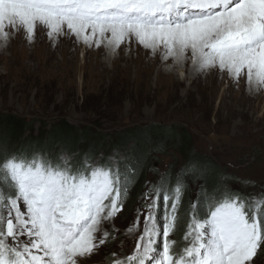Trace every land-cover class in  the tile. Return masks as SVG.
Here are the masks:
<instances>
[{
    "label": "snow or ice",
    "instance_id": "6c2138e0",
    "mask_svg": "<svg viewBox=\"0 0 264 264\" xmlns=\"http://www.w3.org/2000/svg\"><path fill=\"white\" fill-rule=\"evenodd\" d=\"M38 28L111 52L135 41L163 60L190 59L197 72L215 69L264 89V0H0V40L23 31L32 42ZM194 171L186 165L171 187L167 178L146 185L143 227L138 209L127 228L138 233L131 249L121 242L107 264H254L264 245V189L210 193L201 185L184 212L181 246L170 239ZM135 174L115 156L99 165L87 154L73 164L63 153L55 160L4 153L0 264H78L91 256L109 240L104 224L123 210Z\"/></svg>",
    "mask_w": 264,
    "mask_h": 264
},
{
    "label": "rangeland",
    "instance_id": "374dc122",
    "mask_svg": "<svg viewBox=\"0 0 264 264\" xmlns=\"http://www.w3.org/2000/svg\"><path fill=\"white\" fill-rule=\"evenodd\" d=\"M39 30L32 42L27 38L24 43L16 41V33L10 34L7 42L0 40V112L12 111L33 121V136L50 130L61 118L75 127L99 125L100 131L109 134L127 126L179 124L193 135L194 150L219 165L218 181L224 188L243 194L263 189L264 90L255 97L240 91L236 83L228 86L227 81L213 89L210 81L200 78L201 72L187 70L192 67L190 59L185 61L186 67L171 70L163 65L165 60L153 62L150 50L135 41L111 52L102 46L88 47L74 36L50 39L46 30L41 32L42 39L37 35ZM60 39L71 40L69 46L77 44L62 48ZM97 163L98 158L93 164ZM170 163L179 169L183 159L169 150L168 155L153 160L161 173ZM152 173L147 175L146 184L159 178ZM185 181L180 219L170 236L177 242L185 230L182 205L186 199L188 205L195 200L204 186L191 175ZM145 191L146 187L141 194ZM141 194L128 210L129 206L123 207L111 223L105 222L109 240L91 256L79 258L78 264H107L106 258L120 251L121 242L125 249H131L138 233L129 234L127 228L134 224L138 209L142 213L139 227H143ZM158 204L162 206V198ZM112 235L117 237L115 241ZM263 250L264 245L254 264H264Z\"/></svg>",
    "mask_w": 264,
    "mask_h": 264
},
{
    "label": "trees",
    "instance_id": "16d2710c",
    "mask_svg": "<svg viewBox=\"0 0 264 264\" xmlns=\"http://www.w3.org/2000/svg\"><path fill=\"white\" fill-rule=\"evenodd\" d=\"M40 123L46 125L45 121ZM98 126L75 127L61 118L50 130L41 131L37 136H33L31 133L33 121L12 111L0 112V156L4 153H24L31 156L33 153L41 152L55 160L62 152H67L71 155L73 164L80 162L87 154L92 158V163L98 158L97 164L102 165L112 159L111 155L114 154L120 160L121 170L125 163L135 167V179L130 185L129 196L124 203L125 209L129 206L127 210L145 189L149 173L153 172L152 174L159 177L156 182L167 178L171 187L177 180V174L188 164H192L195 169L191 176L201 179L208 192L211 193L217 188L221 191L225 189L223 183L218 181L221 173L219 165L194 150L193 135L183 125L150 123L123 127L112 134L103 133ZM169 150L181 156L183 164L177 169L174 163H170L162 173L158 172L154 168L153 160L168 155ZM173 159L176 160V157ZM262 188L264 189V184ZM187 208L186 199L182 205L183 213ZM183 232V230L180 232V236ZM180 243L182 238L180 242L178 241L177 247Z\"/></svg>",
    "mask_w": 264,
    "mask_h": 264
},
{
    "label": "bare ground",
    "instance_id": "6f19581e",
    "mask_svg": "<svg viewBox=\"0 0 264 264\" xmlns=\"http://www.w3.org/2000/svg\"><path fill=\"white\" fill-rule=\"evenodd\" d=\"M43 30H39V33L37 34L38 36H39V34H40V37L43 39V37H44V34H42L41 32H42ZM36 36V35H35ZM66 37H64L63 39H65ZM68 38V37H67ZM35 39V38H34ZM63 39H60V42H62V43H60V47H62V48H64V47H66V48H69V47H71V46H75L77 43H73V45L71 44L70 46H69V42L71 41H69V40H64L63 41ZM71 39H72V37H71ZM15 40L16 41H18V42H20V41H23V43L24 42H27V40H26V37H25V34L23 33V31H20V32H16V34H15ZM37 40V39H36ZM40 40V39H39ZM20 44V43H19ZM45 44H47V43H45ZM124 46V45H123ZM139 46V45H138ZM103 47V46H102ZM130 47V46H129ZM26 48V47H25ZM142 48V47H141ZM144 49V48H143ZM140 52V51H139ZM138 53V52H137ZM149 53H151V52H149ZM28 56V55H27ZM145 56H147V54L145 55ZM150 59H152V61L153 62H161V60H163V59H161V55H160V53H157L156 55H153L152 53H151V56H150ZM166 62H164L163 63V65H165L166 64V67H170V69L171 70H176V69H182L183 67H186V63L187 62H182V63H176L174 60H172V59H168V60H165ZM162 63V62H161ZM185 70V69H184ZM187 70H189V71H195L194 70V67H193V65H192V67H187ZM190 73V72H189ZM192 73V72H191ZM172 74V73H171ZM173 75V74H172ZM176 75H177V73H176ZM201 79L203 80V81H205V82H207V81H210L211 83L210 84H212V88L213 89H216L221 83H223V82H225V81H227V84H228V86L229 85H231V83H236V82H234L232 79H230L229 78V76H228V74L226 73V72H220V71H217V70H215V69H213V70H211V71H206V72H203V73H201ZM197 76V75H196ZM173 77V76H172ZM199 80V79H198ZM181 83V82H180ZM176 84V83H175ZM237 84V87H238V89H240V91H246L247 93L249 92L250 94H254L255 95V97H257V96H259V94H261L262 93V91L264 90V89H254V90H249V88L246 86V84H245V80L244 79H241L240 81H239V83H236ZM191 92V91H190ZM252 97H253V95H252ZM237 111V110H236ZM241 111V110H240ZM239 114V113H238ZM241 115V114H240ZM81 260L79 259V262H80Z\"/></svg>",
    "mask_w": 264,
    "mask_h": 264
}]
</instances>
